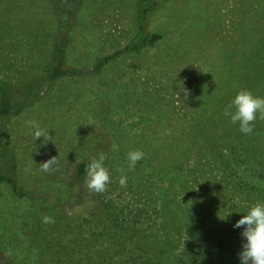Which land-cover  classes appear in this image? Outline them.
Masks as SVG:
<instances>
[{
  "label": "rangeland",
  "instance_id": "rangeland-1",
  "mask_svg": "<svg viewBox=\"0 0 264 264\" xmlns=\"http://www.w3.org/2000/svg\"><path fill=\"white\" fill-rule=\"evenodd\" d=\"M141 1L144 0H0V68L14 77L24 76L30 65L40 69L43 64L38 62L44 63V52H38L39 47L53 50L56 39L69 26L73 43L68 58L72 65L87 71L78 77L79 83H10L15 115L1 117L0 112V173L16 178L18 188L28 193H19L18 197L12 183L0 185V264H17L14 257L20 261L18 264H32L34 246L48 244L51 249L37 250L48 264L59 258L58 252L65 257L71 251L83 260L99 241L105 245L102 258L117 260L120 256L114 253L119 246L114 245L108 233L100 234L103 226L96 225L92 215L98 193L74 180L75 193L68 202L60 203L58 196L63 193L53 192L59 187L54 188V183L63 186L65 178L72 181L77 162L95 155L98 158L97 153L140 149V138L151 140L153 148H158V110L167 100L177 117L192 120L212 107L217 108L219 116L224 115L225 106L241 89L264 97V0H151L153 10L143 20L149 21L154 31H158L160 22L167 25V40L149 49L125 51L101 76L94 77L91 73L97 72L95 61L124 50L135 36L137 19L143 16ZM12 8L14 12H9ZM50 21L54 23L52 29L46 28ZM99 77H106L107 83L97 82ZM28 84L33 91L30 96L20 90ZM105 104L108 109H104ZM102 117L109 118L107 124L99 122ZM222 117L236 139L243 142L245 137L254 142L251 147L264 150V120L258 118L253 133L246 135L239 131L238 124L230 122V117ZM28 120L37 121L40 128L48 131L52 142L44 144L43 137L35 141L34 130L25 124ZM68 148L77 153L70 167L62 163ZM54 156L58 170L41 172L39 164ZM14 164L15 175L11 173ZM154 165H143L151 194L144 187L114 188L109 168L111 182L104 193L117 205L128 206L130 221H137V204L149 206L158 199V169L154 170ZM261 180L254 179L260 192L253 197L239 188H220L224 211L216 219L246 214L252 204L264 202ZM202 186L215 191L217 185ZM149 211L153 219H158L153 208ZM45 215L56 216L59 223H43ZM155 225L158 227V223ZM92 229L103 238L94 240ZM239 240L234 238L235 243ZM178 243L181 249L193 248L186 234L179 236ZM242 243L237 247L238 259ZM126 245L125 257L133 251L134 242L128 240Z\"/></svg>",
  "mask_w": 264,
  "mask_h": 264
},
{
  "label": "trees",
  "instance_id": "trees-1",
  "mask_svg": "<svg viewBox=\"0 0 264 264\" xmlns=\"http://www.w3.org/2000/svg\"><path fill=\"white\" fill-rule=\"evenodd\" d=\"M10 1L8 0V2ZM143 3L145 5L142 6ZM143 3L142 1L140 3V11L143 16H140V20L137 19L138 30L135 36L124 50H118L113 54L98 58L93 64L97 72L91 73L94 77L96 74L101 76L105 68L125 51L149 49L157 42L160 44L167 40L169 35H167L169 30L167 25L160 22L158 31H154L150 28L149 21L143 20L147 19L153 10L151 0H144ZM9 12H14V8ZM52 24L54 23L50 21L46 28L52 29ZM24 43L27 44V42ZM72 43V32L70 27L66 26L56 39L53 50L44 48V45L39 47L41 49L38 52H44L42 54L44 63L38 62L39 65L43 64L40 69L37 70L30 65L29 72L27 70L24 76L16 75L14 77L0 68V112L3 114L1 117L5 114L12 115L14 111L11 88L13 86L10 83H64L65 80L79 83L78 77L87 71L72 65L74 63L68 58ZM29 48L32 49V47ZM17 70L19 69L17 68ZM97 82L107 83L106 77L97 79ZM100 87L103 88L104 85H100ZM20 90L27 96L33 94L30 84L22 86ZM167 101L171 103L170 100ZM169 102L163 104V108L158 110V148H153L152 141L147 138L138 139L139 144L143 143L139 147L145 156L137 162L134 170H130L128 161L126 162L127 153H120L117 150L110 153L103 152L107 156L105 165L109 164L106 166L110 168L115 180L114 188L121 187L119 178L126 176L127 186L130 190L135 187H144L147 188L146 192L151 194L150 183L144 178L146 169L143 165L155 163L154 170L158 169V199H154L149 206L146 203L144 205L137 204L140 205L134 213V219L137 221L128 220L127 216L131 213L126 212L127 205H117L112 198L107 199L108 195L104 192L98 193L95 198L96 204L92 210L95 224L103 226V231L100 234L108 233L114 245L119 246L114 256L120 257L117 260L107 256L102 258L105 254V245L104 241H99V239L103 237L92 229L94 240L99 241L100 244H94L91 252L86 253L83 260H80V257L71 251H68L65 257L63 253L58 252L59 258L52 259L51 264H170L172 262L176 264L179 262L180 264H240V259L236 258V254L237 247L244 241L240 235L243 228H234L233 225L244 213L240 216L231 214L229 218L222 221L216 219L218 213L224 211L222 205L225 203L220 198L222 193L219 192V189L231 186L232 190L239 188L246 196L253 197L258 194L259 186L254 183V179H263L261 185H264V150L260 152L262 148L251 147L250 144L254 142L245 137H242L243 142L236 139L234 132L224 126L226 119L222 117L224 115H218L216 107L209 108L206 112L202 111L199 114L200 117L183 120L184 118L176 116L174 108L172 105L169 106ZM107 107L108 104H105L104 109ZM108 119L105 120L102 117L99 122L105 125ZM150 136L153 137V134ZM66 150L68 155L62 163L70 167L77 153L73 148ZM99 154L97 153L98 156ZM95 157L77 162L72 178L68 177L74 183L67 178L63 180V186L54 183V188L55 186L59 187L55 188L53 192L57 195L63 193L58 196V202H68L69 198L73 196L72 194L75 193L76 182L86 185L85 168ZM260 158L262 161L259 160ZM15 170L16 164L11 169V173L14 175L16 174ZM3 183H12V190L18 197H21L18 195L19 193L23 195L28 193L27 190L18 188L16 178L0 173V185ZM203 184H216V190L211 191L204 188ZM51 205L53 207L54 203L51 202ZM150 208H153L154 212L158 214V219H153L152 213L149 211ZM53 218L58 224L56 216ZM213 218L215 219L210 224L209 221ZM87 220L89 221V219ZM157 223L158 227L155 225ZM231 229L233 231L229 233ZM137 234L140 236L137 237ZM184 234L188 235L193 248L181 249L178 239ZM234 238L240 240L235 243ZM128 240L134 242V249L132 248L133 251L125 257L123 251L128 249L129 245L125 246ZM53 246L56 247L55 244ZM34 247L32 264H48L47 261L42 260L41 256L44 249L52 248L51 244L35 245ZM39 248H42V252H37ZM13 260L17 264L20 262L15 257Z\"/></svg>",
  "mask_w": 264,
  "mask_h": 264
},
{
  "label": "clouds",
  "instance_id": "clouds-1",
  "mask_svg": "<svg viewBox=\"0 0 264 264\" xmlns=\"http://www.w3.org/2000/svg\"><path fill=\"white\" fill-rule=\"evenodd\" d=\"M185 96L187 90L184 89ZM224 115L230 117L232 124L239 125V131L243 134L250 135L254 131V126L259 118L264 120V97L254 95L249 89L238 91L234 99L224 108ZM25 124L32 128L34 140L43 137V143L53 140L48 131L40 128L35 120L25 121ZM115 145L113 148L115 149ZM145 153L141 149H134L127 153L129 169L134 170L137 162L141 161ZM107 156L101 152L98 158H93L86 166L85 184L86 187L95 193H103L107 190L111 182L109 168L105 165ZM57 156L51 157L47 161L39 164L41 172L51 174L58 168ZM121 187L127 186V177L119 178ZM45 224L54 223L51 216L45 215L42 218ZM234 228H243L241 237L246 242L242 243V250L239 253L240 264H264V202L257 201L252 204L247 211L234 225Z\"/></svg>",
  "mask_w": 264,
  "mask_h": 264
}]
</instances>
